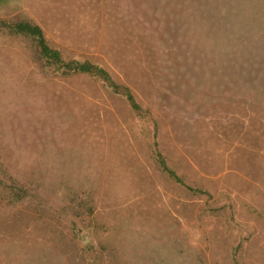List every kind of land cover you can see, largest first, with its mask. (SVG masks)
Segmentation results:
<instances>
[{
  "label": "rangeland",
  "instance_id": "rangeland-1",
  "mask_svg": "<svg viewBox=\"0 0 264 264\" xmlns=\"http://www.w3.org/2000/svg\"><path fill=\"white\" fill-rule=\"evenodd\" d=\"M0 264H264V0H0Z\"/></svg>",
  "mask_w": 264,
  "mask_h": 264
},
{
  "label": "trees",
  "instance_id": "trees-1",
  "mask_svg": "<svg viewBox=\"0 0 264 264\" xmlns=\"http://www.w3.org/2000/svg\"><path fill=\"white\" fill-rule=\"evenodd\" d=\"M14 30L18 33H23L33 38H36L41 48V53L43 57L54 64H60L63 68H69L72 70L74 69L82 73H94L95 72L97 74L100 73V74H104L108 76L104 70L98 67H94L90 63H79L76 61L71 62V63L65 62L64 59L62 58L60 51L53 49L48 45L45 34L38 25H34L28 22H21L15 25ZM107 80L110 82L108 77H107ZM130 98L134 103L133 98L132 97Z\"/></svg>",
  "mask_w": 264,
  "mask_h": 264
}]
</instances>
